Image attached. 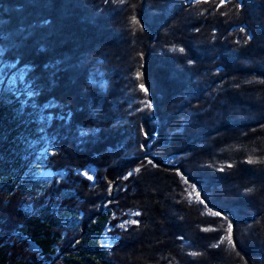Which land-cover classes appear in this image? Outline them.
<instances>
[{"label":"trees","instance_id":"16d2710c","mask_svg":"<svg viewBox=\"0 0 264 264\" xmlns=\"http://www.w3.org/2000/svg\"><path fill=\"white\" fill-rule=\"evenodd\" d=\"M0 44V264H264V0H0Z\"/></svg>","mask_w":264,"mask_h":264},{"label":"rangeland","instance_id":"374dc122","mask_svg":"<svg viewBox=\"0 0 264 264\" xmlns=\"http://www.w3.org/2000/svg\"><path fill=\"white\" fill-rule=\"evenodd\" d=\"M4 51V47L0 44V55H2ZM9 66H14V70H10L8 71ZM26 73V68L25 66H17L16 63H11V62H0V93H12L14 96H18L23 90L21 88L18 87V82L19 81H23L24 79V75ZM29 87L28 90V94L31 95L32 89L30 88V86H25ZM36 131V134H38V131ZM54 148L53 146L49 143L46 142L45 146H43L42 148L39 149V151H37V153H42L44 151L47 152H51L53 151ZM94 172L95 169L93 167H88L86 169L83 170V173H87L89 176H91L93 178L94 176ZM58 172H51V171H47V170H43L40 173H38L40 179L41 178H51L54 174H57ZM197 191V189H195V191H192V195H195V192ZM133 221V220H130ZM128 221H122L120 222L121 225L126 226ZM104 242L106 243V245L111 246L112 245V238L109 234L104 235L103 237Z\"/></svg>","mask_w":264,"mask_h":264},{"label":"snow or ice","instance_id":"6c2138e0","mask_svg":"<svg viewBox=\"0 0 264 264\" xmlns=\"http://www.w3.org/2000/svg\"><path fill=\"white\" fill-rule=\"evenodd\" d=\"M180 51H184V50L181 48ZM190 63H191V61H190ZM137 75L139 76V73ZM140 89L142 91H144L145 93H147V91H148V89L145 87L144 84L140 85ZM146 107H151V103L146 104ZM249 162H254V161H252L250 159ZM149 163H151V161H149ZM229 167H231V165H229ZM134 171L135 172H139L140 169L137 168ZM84 175L87 176V173H84ZM128 175L131 176V175H133V173L130 172ZM125 178H127V177H125ZM88 179H92V177L88 176ZM193 190L195 191V185H193ZM248 191H251V189H249ZM200 195H201L200 192H198V191L195 192V197H196L197 201L199 203L203 204V203H205V201L200 199ZM189 197H192V193L191 192L189 193ZM211 214L214 215V216H221L220 212H214V213H211ZM134 215H139V213H134ZM225 219H227V218L225 217ZM130 223L136 224V223H138V221L133 220V221H130ZM205 230H207V229H205ZM224 240H227V242H228V244L230 246L235 247L234 242H233V238H232V225L231 224H229V226H228V235L226 237H224ZM221 243H223V240L221 241ZM197 254L198 253H193V255H197Z\"/></svg>","mask_w":264,"mask_h":264}]
</instances>
